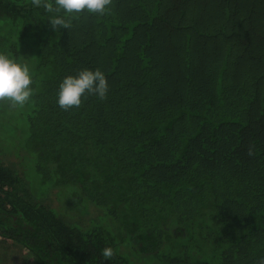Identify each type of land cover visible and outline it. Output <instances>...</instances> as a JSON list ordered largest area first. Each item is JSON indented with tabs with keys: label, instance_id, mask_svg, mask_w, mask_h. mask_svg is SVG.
<instances>
[{
	"label": "trees",
	"instance_id": "trees-1",
	"mask_svg": "<svg viewBox=\"0 0 264 264\" xmlns=\"http://www.w3.org/2000/svg\"><path fill=\"white\" fill-rule=\"evenodd\" d=\"M46 15L0 0V53L33 88L0 101V264H264V0ZM83 68L106 98L60 109Z\"/></svg>",
	"mask_w": 264,
	"mask_h": 264
},
{
	"label": "clouds",
	"instance_id": "clouds-1",
	"mask_svg": "<svg viewBox=\"0 0 264 264\" xmlns=\"http://www.w3.org/2000/svg\"><path fill=\"white\" fill-rule=\"evenodd\" d=\"M34 8H43L53 29L70 28L71 21L80 13L87 12L104 16L110 11L112 0H31ZM32 75L27 63L18 62L7 54L0 53V101L12 107H23L33 93ZM109 90L107 77L99 68H83L74 75H67L58 84L56 103L62 110L78 108L82 98L95 96L106 98ZM251 154V153H249ZM114 250L105 247L100 252L102 260H112Z\"/></svg>",
	"mask_w": 264,
	"mask_h": 264
},
{
	"label": "rangeland",
	"instance_id": "rangeland-1",
	"mask_svg": "<svg viewBox=\"0 0 264 264\" xmlns=\"http://www.w3.org/2000/svg\"><path fill=\"white\" fill-rule=\"evenodd\" d=\"M9 259L11 260V261H16L17 262V257H15V254H9Z\"/></svg>",
	"mask_w": 264,
	"mask_h": 264
}]
</instances>
